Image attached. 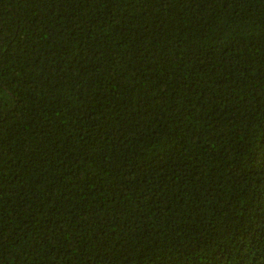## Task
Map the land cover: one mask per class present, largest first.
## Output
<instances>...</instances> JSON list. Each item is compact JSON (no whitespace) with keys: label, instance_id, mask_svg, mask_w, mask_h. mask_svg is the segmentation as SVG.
Listing matches in <instances>:
<instances>
[{"label":"trees","instance_id":"trees-1","mask_svg":"<svg viewBox=\"0 0 264 264\" xmlns=\"http://www.w3.org/2000/svg\"><path fill=\"white\" fill-rule=\"evenodd\" d=\"M0 264H264V0H0Z\"/></svg>","mask_w":264,"mask_h":264}]
</instances>
